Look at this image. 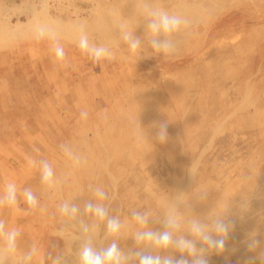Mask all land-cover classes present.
<instances>
[{
    "label": "rangeland",
    "instance_id": "1",
    "mask_svg": "<svg viewBox=\"0 0 264 264\" xmlns=\"http://www.w3.org/2000/svg\"><path fill=\"white\" fill-rule=\"evenodd\" d=\"M198 1L0 0V192L15 182L18 194L30 188L38 200L31 210L20 196L17 207H0L6 228L21 232L17 260L35 244L33 264H51L49 253L71 261L81 221L96 224L85 212L86 203L100 202L96 187L107 193L103 203L120 218L125 238H106L100 223L92 235L98 250L116 239L125 255L139 250L179 260L175 247L161 250L134 239L133 211L147 213L148 228L163 231L169 209L181 218L174 240L192 239L187 219L234 222L225 250L209 253L208 264H248L264 250V0ZM153 8L186 21L171 38V54L149 44ZM45 10L68 22L64 33L12 37V23L41 19ZM78 20L77 35L85 29L90 44L108 48L111 59L96 62L81 52L79 37L69 39ZM91 23L106 33L105 44ZM122 25L141 39L139 53L128 50ZM55 43L64 48L62 63L55 60ZM161 124L167 125L164 143L156 139ZM64 145L80 163H92V172L68 164ZM42 160L52 165L56 186L41 183ZM65 197L79 208L75 221L59 212ZM253 231L262 246L249 252L245 241Z\"/></svg>",
    "mask_w": 264,
    "mask_h": 264
},
{
    "label": "clouds",
    "instance_id": "2",
    "mask_svg": "<svg viewBox=\"0 0 264 264\" xmlns=\"http://www.w3.org/2000/svg\"><path fill=\"white\" fill-rule=\"evenodd\" d=\"M147 31L150 34L149 44L156 52L171 54L174 51L175 44L170 39L173 34L181 29V25L186 21L181 17L170 14L163 8H153L148 11ZM122 29V39L128 45V50L137 54L141 50V39L135 37L132 32ZM44 35L43 30H40L37 38L40 39ZM163 37V39H160ZM77 46L82 53L89 55L94 61L99 62L103 58H112V54L108 48L100 45L90 44L88 36L81 31ZM56 62H63L65 52L62 45L55 43L53 45ZM87 111L81 112L82 118H87ZM167 125L161 124L157 133L156 139L160 143L167 140ZM65 155L73 160L75 165H79L80 157L75 155L71 148L67 145L62 146ZM30 163H36L30 161ZM40 180L41 183L48 188L53 187L57 181L52 165L42 160L39 162ZM95 198L100 201L92 203L91 201L85 204V212L90 214L96 221L98 227L100 223L104 224L105 237H118L121 233L122 222L118 216L109 215V210L103 203L108 199L107 193L100 187L93 189ZM18 196L23 198L28 208L35 209L38 205L37 196L30 188H24L18 194L17 185L15 182H9L0 192V207L15 208L18 206ZM242 210H247V204L241 205ZM61 216L69 220H75L79 208L77 205L65 201L59 205ZM132 219L135 221L138 229L134 233V239L137 244L151 245L153 248L167 250L175 247L180 253L181 258L174 260L171 256H160L146 254L143 251H136L130 255H125L116 239H112L107 247L97 249L93 244V236L90 234V229L87 224L81 221L80 227L82 232L81 244L77 252V264H127L131 258L138 259V264H208L207 255L209 253H222L226 248V240L231 230L234 229L233 221H225L220 217L210 218L209 222H202L199 219L191 218L184 221L186 230L191 235L192 239L180 237L173 239V233L180 229L181 218L178 217L173 209H169L164 221L163 231H153L148 228L149 216L147 213L139 211L132 212ZM21 235L19 228L8 229L5 222L0 220V264H9L10 261H15L16 264H33L34 258L38 255V248L35 244L20 254L17 260L18 253V238ZM197 243L200 247H197ZM246 248L249 252H256L261 249L262 241L258 238V233L253 231L245 241ZM186 254V256H185ZM51 264H66L65 258L61 255L52 256L48 254ZM259 259L261 264H264V250H261L256 257H249L248 264H254L255 260Z\"/></svg>",
    "mask_w": 264,
    "mask_h": 264
},
{
    "label": "bare ground",
    "instance_id": "3",
    "mask_svg": "<svg viewBox=\"0 0 264 264\" xmlns=\"http://www.w3.org/2000/svg\"><path fill=\"white\" fill-rule=\"evenodd\" d=\"M42 1V0H41ZM72 2V1H71ZM198 2H200V0L198 1ZM148 4V3H147ZM153 4H154V2H151V6H153ZM175 4H176V2H175ZM179 4V3H178ZM27 6V5H26ZM151 6H150V8H151ZM176 7V6H175ZM222 7V6H221ZM44 8V7H43ZM45 8H47V7H45ZM219 8V7H218ZM37 9V8H36ZM47 10V9H46ZM46 10L44 11V13L43 12H41V13H43V16L42 17H40V15H39V17L41 18V19H37V17H28V19L27 18H25V19H27V20H25L24 22H20L21 21V19H20V21H17V23H15V24H11V27L8 29V31L10 30V32H11V35H12V37H29V36H31L30 34H32L33 32H37V33H39L40 32V30H43V32H44V34H47V35H51V34H56V35H59V33H62L63 32V24L64 25H66V24H68V22H63V23H61V22H59L57 19H55V18H53V17H51V16H49V15H47V12H46ZM81 10V9H80ZM30 11V10H29ZM39 11V10H38ZM38 11H37V13H38ZM35 12V11H34ZM34 12H32V14H34ZM170 13V12H169ZM39 14V13H38ZM30 15H31V13H30ZM32 16V15H31ZM74 16V15H73ZM72 17V16H71ZM19 20V19H18ZM79 23V20L78 21H76V22H74V26L66 33L67 35H70V36H68V37H70L69 39H73V36H77V37H79L78 35H77V33H76V30H75V26H78L79 28H80V24H78ZM94 23V22H93ZM103 26V25H102ZM202 26V25H201ZM83 27V26H82ZM65 28H67V27H65ZM89 28H93L94 30L93 31H95L96 33L98 32L97 31V28H99L98 26L96 27V24H92L91 23V27H89ZM86 29H88V28H86ZM204 29V28H203ZM2 30H3V28H2ZM5 30V29H4ZM85 30V29H84ZM83 30V31H84ZM78 31H79V29H78ZM90 31V30H89ZM7 32V31H6ZM85 32V31H84ZM102 32V31H101ZM104 32H107V31H104ZM64 33V32H63ZM71 33H73V34H75V35H72L71 36ZM81 33V32H80ZM91 34H92V32H90ZM178 33V32H177ZM177 33H175V34H173V36H176L177 35ZM98 38H99V40H101L102 41V43L103 44H105V41L107 42V40H106V38H107V35H106V33L105 34H102V33H100V32H98ZM19 35V36H18ZM172 36V37H173ZM65 37H67V36H65ZM171 37V38H172ZM8 38V37H7ZM162 39H163V37H161ZM160 38V39H161ZM170 38V39H171ZM178 38V37H177ZM77 39V38H76ZM104 39H105V41H104ZM6 40H9V39H6ZM77 44H78V42H77ZM232 63V62H231ZM259 64V63H258ZM255 93V92H254ZM127 129V128H126ZM123 132V131H122ZM226 134V133H225ZM179 139V138H178ZM236 145V144H235ZM97 148V147H96ZM74 153V152H73ZM139 155V154H138ZM68 164H74L73 163V160H68V162H67ZM102 163V162H101ZM83 164V165H82ZM102 165H103V163H102ZM77 167H79V168H85V170H90L91 172H92V169H93V167H92V163H90V162H84V163H79V165H76ZM69 168V167H68ZM71 169V168H70ZM233 171V170H232ZM72 172V171H71ZM74 175V174H73ZM85 176H87V177H90V173L89 172H86L85 173ZM76 180V179H75ZM72 181V180H71ZM150 184V183H149ZM56 186V185H55ZM57 186H58V184H57ZM61 187V186H60ZM70 187V186H69ZM143 187V186H142ZM172 187V186H171ZM65 188V187H64ZM181 189V188H180ZM179 189V190H180ZM152 191V190H151ZM173 191V190H172ZM181 191V190H180ZM154 196V195H153ZM166 196V195H165ZM175 196V195H174ZM158 197V196H157ZM156 197V198H157ZM71 198V197H70ZM172 198V197H171ZM177 198H179V197H177ZM65 201H67V198L65 197V198H63V201L62 202H65ZM130 201V200H129ZM132 214V213H131ZM85 216V215H84ZM208 219V218H207ZM75 221V220H74ZM92 221V220H91ZM90 222V220L87 222V224ZM70 223V222H69ZM83 223L85 224V220H83ZM90 224V223H89ZM101 225V224H100ZM89 229H90V233H91V235H93L94 234V232L96 231V229H97V226H96V224H90L89 225ZM122 229H123V227H122ZM97 230H99V229H97ZM124 230H125V228H124ZM235 231H236V229H235ZM66 232V231H65ZM80 232V231H79ZM103 233H105V232H103ZM102 233V234H103ZM123 233V232H122ZM122 233H120V235L123 237V234ZM71 234V233H70ZM80 238L79 239H77V242H78V244H79V246L78 247H80V244H81V237H82V233L80 232ZM101 234V235H102ZM64 235V234H63ZM67 235H69V234H67ZM78 236V235H77ZM99 237H101V236H99ZM78 238V237H77ZM117 238V237H116ZM124 238V237H123ZM121 239V238H120ZM125 239V238H124ZM105 240V239H104ZM97 242V241H96ZM96 244V243H95ZM98 245V244H97ZM103 246V245H102ZM147 246V245H146ZM95 247V246H94ZM97 248V247H96ZM104 248V247H103ZM132 249V248H131ZM141 250V249H140ZM143 250V249H142ZM78 251V250H77ZM132 252V251H131ZM71 256V255H70ZM72 257H74L71 261H68V260H65V261H68V263H66V264H77V261H78V256L77 255H75V256H72ZM43 261V260H42ZM9 264H16V262L15 261H10L9 262Z\"/></svg>",
    "mask_w": 264,
    "mask_h": 264
}]
</instances>
